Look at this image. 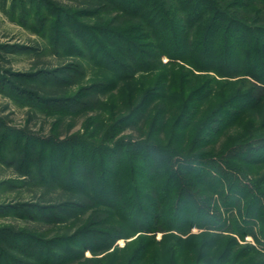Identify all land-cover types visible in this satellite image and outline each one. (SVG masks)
I'll use <instances>...</instances> for the list:
<instances>
[{"label": "trees", "instance_id": "1", "mask_svg": "<svg viewBox=\"0 0 264 264\" xmlns=\"http://www.w3.org/2000/svg\"><path fill=\"white\" fill-rule=\"evenodd\" d=\"M82 1L100 9V16L104 12V16L112 17H97L95 24H89L62 12L64 16L57 22L64 20L67 31L60 35L53 23L52 38L58 51L81 55L99 67L102 80L96 81L97 87L110 85L116 78L133 79L137 69L177 66L185 82L195 79L190 94L177 106L179 128L198 126L199 143L202 138L213 141L222 134L225 138L226 131L234 126L246 129L239 137L227 140L220 156L212 153L216 140L210 145V153L205 152L209 151L207 147H201L200 152L182 154L180 145L164 142L157 133L144 141L121 138L111 146L101 143L97 158H88L87 169L78 165V159H86L81 150H70L69 142H51L53 148H69L65 175L48 168L49 177L37 180L40 185L62 187L68 192V197L54 206L59 211L52 216L62 213L67 217L81 207H90L91 220L61 243L64 254L82 256L88 249L96 255L111 249L107 255L113 259L124 253L123 264H162L168 259L172 264L167 251L174 257L181 242L207 236L197 244L196 260L183 264H264V124L258 131L250 120L255 113L264 115V0ZM46 5L45 15L53 14L54 4ZM246 6L252 12L245 11ZM23 15H27L25 10ZM45 15L38 13V26L43 27ZM89 28L102 33L106 43L95 36L88 39ZM77 41L85 44L87 52L78 49ZM139 41L143 47L138 46ZM109 50L121 56L122 62ZM163 56L167 57L165 62ZM48 80L55 83L65 78L55 75ZM162 81L155 80L126 113L113 120L107 126L109 133L121 126L142 125L148 107L158 99L156 120L149 123L158 125L156 129L165 126V108L169 102L178 101L181 92L175 93ZM88 96L82 94L83 106L99 103L96 96ZM248 118L249 125L244 126ZM119 155L122 159L125 156V161L118 163ZM176 157L182 159L179 165L174 163ZM35 159V169L43 170V156ZM74 172L80 177L76 178ZM249 173L254 177L248 178ZM190 186H200L208 204L216 195L218 206L209 212L211 207H203ZM219 201L228 214L224 219ZM231 208L236 209V216ZM192 226L204 230L193 235L189 233ZM210 228L223 229L213 232L207 230ZM157 232L161 233L159 239ZM228 232L241 239L251 235L254 243L241 244ZM132 236L123 246H117L118 239ZM157 246L163 253L155 250ZM42 250L22 251L33 264H59L65 259L60 253L45 254ZM2 255H7L6 263L16 261L9 259L10 254L1 247Z\"/></svg>", "mask_w": 264, "mask_h": 264}, {"label": "rangeland", "instance_id": "2", "mask_svg": "<svg viewBox=\"0 0 264 264\" xmlns=\"http://www.w3.org/2000/svg\"><path fill=\"white\" fill-rule=\"evenodd\" d=\"M49 2L53 3L56 9L53 14L45 15L46 3ZM247 7H245V11L252 12L250 7ZM24 10L27 12L25 16L23 15ZM97 10L100 11L82 0H0V248L2 247L3 251L10 254L9 259L16 260L6 263L4 261L7 255H2L0 264H33L27 260L23 253L27 249L36 251L41 248L45 254L57 252L64 256L65 259L61 260L59 264L124 263L123 252H119L115 259L107 255L111 249L96 255H93L88 249L82 256L74 257L69 256L68 253L64 254L61 243H66L69 240L67 236L74 234L91 220L89 217L90 207H81L80 210L67 217L62 216V213H58L57 217L52 216L58 208L54 206L66 199L68 192L58 186L40 185L37 180L40 176L47 177L48 168L51 172L64 174V164L69 148H53L51 142H69L67 146H70V150H81L86 159L84 156L78 159V165L87 169L90 164L87 162L88 158L92 160L97 158L99 154L97 146L101 143L111 146L121 138L144 141L151 134L157 133V137L163 139L164 142L174 143L175 145L171 144L174 147L180 145L182 154L200 152L202 151L199 149L201 147H207L209 151L205 152L210 153V145L216 140L212 150L217 152L212 151V153L220 156L223 147L228 143L227 140L239 137V133L246 129L234 126L226 131L229 132L225 138L222 137V134L213 141L210 138H202L200 140L202 143H199V141L197 142L200 130L198 126L187 129L179 128L176 119L177 106L180 107L186 96L190 94V89L194 86L192 82L195 79L191 77L190 81L185 82L182 71L177 66L170 65L155 68V70L137 69L132 75L133 79L116 78L110 85L105 84L97 87L96 81L102 80L99 77L101 72L97 70L99 67L97 68L95 63L90 62L88 58H82L81 55L63 50L58 51L55 46L56 42L52 38L53 23L56 26V32L60 35L67 31L64 20L60 23L57 22V18L64 16L62 12L73 14L74 20L78 22L95 24L97 17L104 16V12L100 16ZM104 11L106 10L104 9ZM40 12L47 16L44 18L43 27L38 26L35 22ZM109 17L111 18L112 15H106L103 18L108 19ZM101 34L89 28L87 38L95 36L100 42L106 43V37ZM76 43L82 53L87 52L84 43L81 44L80 41ZM140 43L139 41V47L142 46ZM93 49H97V47L94 46ZM109 51L116 60L119 59L122 62L121 56L112 50ZM144 59L146 60V58ZM162 60L165 62L167 57L163 56ZM55 75L65 78V80L55 82L57 84L46 82ZM157 79H163L162 82L166 85L170 84L171 90L175 93L181 92L178 101L169 102L165 108L166 120H162L165 126L156 129L158 125L149 123L151 120H156L154 108L159 106V103L156 102L160 101L158 99L148 107V115L142 125L121 126L113 134L109 133L107 126L126 113ZM103 81L106 82L104 79ZM82 87L83 89H81ZM98 88L99 90H95ZM82 94L96 96L99 103L83 106ZM48 100L51 102H47ZM251 117V125L258 127V131L262 129L264 115L255 113ZM248 121L249 118L244 126L249 125ZM40 155L43 156L44 168L40 170L42 168L39 167L36 170L35 157ZM121 156L119 155L118 163L126 159L125 156L123 159ZM180 161L182 159L176 157L175 165H179ZM97 163L98 161L95 164ZM61 176L60 178L63 179V175ZM74 176L80 177L78 172H74ZM247 177L251 178L254 175L249 173ZM60 178L56 177L58 181ZM190 187V191L195 194L196 200L203 207H211L209 212L218 206L217 201H214L216 195L208 204L203 200L206 193L201 192L200 186ZM219 206L225 213L223 214L224 219V215L226 217L228 214L224 212L225 208L221 202ZM192 207L190 206V212H192ZM230 210L235 216L237 215L235 208ZM222 229L210 228L207 230L216 232L222 231ZM202 230L204 228L192 226L189 233L198 235ZM228 233L230 234V232ZM210 234L212 233L208 235ZM178 235L186 236L185 234ZM230 235L234 236L241 244L254 243L251 235H246L242 239L235 233ZM160 236L161 233L157 232L156 238L159 239ZM131 238L133 236L127 239H118L116 244L118 247L123 246ZM197 238L189 242H181L174 257L170 255V252H166L172 264H183L196 260L197 244L207 236ZM261 247L264 250V246ZM161 249H163L161 246L155 248L163 253ZM49 262L51 263V261ZM167 263H169V259L168 262L162 261V264Z\"/></svg>", "mask_w": 264, "mask_h": 264}]
</instances>
